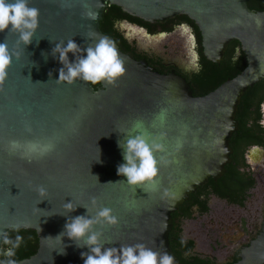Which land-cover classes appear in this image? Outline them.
Returning a JSON list of instances; mask_svg holds the SVG:
<instances>
[{"label":"water","instance_id":"water-1","mask_svg":"<svg viewBox=\"0 0 264 264\" xmlns=\"http://www.w3.org/2000/svg\"><path fill=\"white\" fill-rule=\"evenodd\" d=\"M109 5L146 22L185 15L198 27L207 60L219 64L237 40L247 65L194 96L182 75L159 73L115 44L125 68L115 83L95 89L79 80L57 82L63 65L52 49L70 39L82 49L110 39L99 27ZM29 7L40 13L29 45L18 43L15 32L0 33V42L18 54L0 82V237L18 229L38 237L36 252L16 264H83L87 248L57 236L69 217L86 215L85 208L95 216L98 207L118 218L116 225L94 226L105 247L143 244L182 264L169 245L172 214L231 162L238 105L264 79V11L249 9L246 0H29ZM137 121L162 137L165 150L155 154L154 182L130 186L117 175L123 163L117 142ZM71 201L77 207L67 213ZM239 257L235 264H264V227Z\"/></svg>","mask_w":264,"mask_h":264},{"label":"clouds","instance_id":"clouds-1","mask_svg":"<svg viewBox=\"0 0 264 264\" xmlns=\"http://www.w3.org/2000/svg\"><path fill=\"white\" fill-rule=\"evenodd\" d=\"M39 15L37 8L29 7V0H0V33L5 30L15 32L18 34V43L27 46L38 30ZM114 27L121 30L131 28L135 31V26L123 20L114 21ZM125 38H129L128 33H125ZM69 53L74 57L71 62ZM57 54L59 62L63 65L59 69L57 82L73 84L79 80L90 85L102 82L113 84L125 72L115 42L107 37H101L94 46L83 49L73 39L68 40L66 45L57 43L52 49V55L55 58ZM17 57L18 54L11 51L6 43L0 42V82L7 77L8 69L13 59ZM124 137L117 142L123 158V163L117 166V175L126 177V182H122L130 186L154 182L158 175V161L155 154L165 150L164 144L160 142L162 137H152L144 129L142 121L135 122ZM13 146L15 147V144ZM91 203L94 207L97 206L95 197L92 198ZM76 207L72 201L65 202L64 205L67 213L75 211ZM85 209L86 215L69 217L64 230L57 236L61 239L66 236L75 243L76 247L87 248L86 252L80 253L83 264H173L172 256L155 252L143 244L119 248L105 247L101 243L102 233L94 226L116 225L118 218L112 214V209L107 207H98L95 216H90L88 209ZM22 242L23 237L20 235H16L14 239L6 234L0 237V243L8 245L0 252V255L6 258L0 259V264H16L11 258L15 256Z\"/></svg>","mask_w":264,"mask_h":264},{"label":"trees","instance_id":"trees-1","mask_svg":"<svg viewBox=\"0 0 264 264\" xmlns=\"http://www.w3.org/2000/svg\"><path fill=\"white\" fill-rule=\"evenodd\" d=\"M246 3L249 9L253 11H264V0H246ZM116 20L128 21L139 26H150L149 22L125 13L119 6H107L99 22L100 30L114 41L123 52L132 50L131 43L124 37L120 29L114 27ZM184 22L192 25L197 41L198 58L195 67L189 74H182L189 83L194 96L204 95L214 90L227 78H233L246 67V56L237 40L229 42L224 59L219 64L207 60L202 52L201 35L198 27L185 15L176 16L174 23L166 30L170 31L175 25ZM150 32H154V30L150 28ZM99 85L92 86L96 89ZM263 103L264 79L248 88L240 100L236 114L237 130L229 140V145L232 148L231 162L225 166V173L217 181L210 178L205 184L198 187L194 193L190 194L189 199L179 207V210L172 214L173 226L169 232V245L182 264H215L209 258L183 256L184 253L192 251L194 242L182 238L181 221L193 218L194 212L199 215L207 213L210 195H215L238 206L244 205L247 190L254 186V179L248 172L242 171L241 167L245 166L244 152L248 146L260 145L264 147V126L260 123L262 118L261 105ZM7 235L13 239L16 235L23 237V242L16 250L15 256L11 258L16 262L36 252L38 237L35 231L31 229L9 230ZM7 247L8 245L3 244L2 250ZM0 259L6 258L0 255ZM236 259H238L237 256L234 260Z\"/></svg>","mask_w":264,"mask_h":264},{"label":"flooded vegetation","instance_id":"flooded-vegetation-1","mask_svg":"<svg viewBox=\"0 0 264 264\" xmlns=\"http://www.w3.org/2000/svg\"><path fill=\"white\" fill-rule=\"evenodd\" d=\"M176 16L178 15L160 21L149 22L150 26H139L129 23L135 26L138 33L128 28L131 32L130 34L128 33L129 38L127 40L131 43L132 50L127 52L133 53V57L137 60H146L147 64L159 73L189 74L194 69L198 58L196 35L192 25L187 22L175 25L172 30L167 31V27L174 23ZM150 28L154 32H150ZM121 31L125 37L127 28ZM139 34L144 38L139 40L133 36ZM146 37L151 39L159 37V39L153 42H146L144 40ZM184 49L191 56H194V65L183 61L182 57H180ZM260 123L264 126L263 112ZM244 163L245 166L241 167V170L248 172L254 179V186L247 190L244 205L238 206L215 195H210L208 200L209 211L201 215L194 212L193 218H191V220H198L201 223L192 225V228L187 229L188 232L186 234L185 226L187 220L181 221L182 238L193 240L194 242L192 251L184 253L183 256L191 255L209 258L215 264H235L240 259L239 254L241 251L250 246L262 234L264 227V147L260 145L248 146L244 152ZM212 199L223 202L233 208L228 212L222 211L220 215L208 221L202 220L203 216L206 219L210 216V201ZM235 208H243L244 213L237 211ZM199 217H202V219H199ZM203 225H205L204 228H202ZM210 231H212L211 234L209 233ZM222 249H225L226 252H220ZM235 256L238 259L234 260Z\"/></svg>","mask_w":264,"mask_h":264},{"label":"rangeland","instance_id":"rangeland-1","mask_svg":"<svg viewBox=\"0 0 264 264\" xmlns=\"http://www.w3.org/2000/svg\"><path fill=\"white\" fill-rule=\"evenodd\" d=\"M130 32L131 31H129L128 30V28H127V33H129L130 34ZM134 32H136V33H138V30H136L135 29V31ZM182 32H184V31H182ZM135 38H138L139 40L141 39V38H144V37H142L140 34L139 35H133ZM157 39H159V37H155V38H153V39H151V38H149V37H146V39H144V40H146V42L147 41H154V40H157ZM180 57H182V60L183 61H185V62H187V63H190L191 65H194V63H195V58H194V56H191L190 54H189V52L187 51V50H183L182 52H181V55H180ZM233 207L232 206H227L226 204H224L223 202H218V201H214L213 199L210 201V216L209 215H207V216H209L207 219H206V217L205 216H203V219H202V217H199V219H202V220H205V221H208V220H210L211 218H214V217H216L217 215H220V213L222 212V211H224V212H228V211H230L231 209H232ZM237 211H240L241 213H244V209L243 208H235ZM197 223H201V221H198V220H191V219H188L187 221H186V226H185V228H186V234H187V232H188V230L190 229V228H192V225H194V224H197ZM190 225V226H189ZM204 226L205 225H203L202 226V228H204ZM205 228H207V227H205ZM188 229V230H187ZM211 229V228H210ZM210 234L212 233V231H210L209 232ZM213 233H214V231H213ZM220 249V248H219ZM220 252H226V250L225 249H222V250H220Z\"/></svg>","mask_w":264,"mask_h":264}]
</instances>
